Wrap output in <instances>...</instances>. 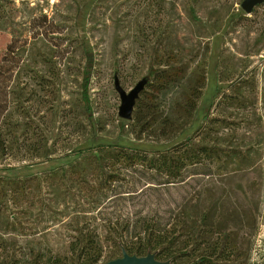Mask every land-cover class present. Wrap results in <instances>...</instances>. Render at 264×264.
Instances as JSON below:
<instances>
[{"label": "rangeland", "instance_id": "374dc122", "mask_svg": "<svg viewBox=\"0 0 264 264\" xmlns=\"http://www.w3.org/2000/svg\"><path fill=\"white\" fill-rule=\"evenodd\" d=\"M242 2L0 0V264L121 256L97 208L111 199L147 209L158 194H137L131 168L99 180L96 158L115 150L99 146L114 144L209 149L197 176L160 195L184 199L196 228L152 250L157 260L264 264V0L251 12ZM116 82L126 93L142 85L130 118ZM90 231L97 257L80 254Z\"/></svg>", "mask_w": 264, "mask_h": 264}, {"label": "trees", "instance_id": "16d2710c", "mask_svg": "<svg viewBox=\"0 0 264 264\" xmlns=\"http://www.w3.org/2000/svg\"><path fill=\"white\" fill-rule=\"evenodd\" d=\"M88 82L86 77L83 83L82 100L87 112H90L88 97ZM114 151H105L106 148H113ZM100 151H105L106 155H111V159H105L101 154L99 162L95 165V175L99 174L100 179L115 181L123 180L120 177L119 168L129 169L139 173L135 177L134 184L139 181V195L146 191L153 190L158 194V198L151 202V206L145 209V201H142V208L134 210V204L126 201L117 206L111 199L97 209L98 219L103 227L113 230L116 238L107 237L109 243L121 250V247L129 253L138 256L147 255L152 250H158V254H163L169 244L179 242L185 230H195L196 224L189 223L184 211V199H180L175 205H168L160 198L163 191L171 186L183 185L187 176H197L201 169V161L209 153V149L199 146V144L187 147L183 145L176 149L172 154L154 155L141 149L131 148L124 145H100ZM94 149V148H93ZM92 149H80L77 153H85ZM93 157H95L93 155ZM110 168L112 171L105 172ZM151 173L147 176L146 170ZM126 175V173H124ZM147 176V177H145ZM114 179H111L113 178ZM192 178V177H191ZM143 181V182H142ZM103 182V181H101ZM133 184V185H134ZM134 186H129L126 191L129 195H135ZM131 199V198H129ZM119 227V228H118ZM117 233V234H116ZM107 236V235H106ZM85 238L80 249V254H88L89 257L95 256L98 252L99 237L97 232L90 231L84 233ZM168 244V245H167ZM98 256V253L95 257ZM156 257V256H155ZM195 264V263H191Z\"/></svg>", "mask_w": 264, "mask_h": 264}, {"label": "water", "instance_id": "95a60500", "mask_svg": "<svg viewBox=\"0 0 264 264\" xmlns=\"http://www.w3.org/2000/svg\"><path fill=\"white\" fill-rule=\"evenodd\" d=\"M263 0H243L241 7L246 12H251L252 8L262 2ZM115 88L118 91L121 99V106L119 109V115L124 118H130L133 109L135 98L142 88L141 84H137L128 93H126L118 82L115 83ZM104 264H168L157 260L154 254H147L138 256L136 254H129L124 249L120 257L109 260Z\"/></svg>", "mask_w": 264, "mask_h": 264}]
</instances>
